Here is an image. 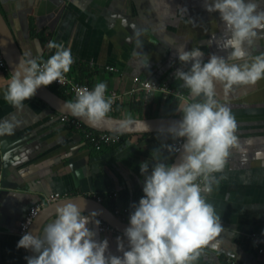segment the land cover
<instances>
[{"label":"crops","instance_id":"1","mask_svg":"<svg viewBox=\"0 0 264 264\" xmlns=\"http://www.w3.org/2000/svg\"><path fill=\"white\" fill-rule=\"evenodd\" d=\"M258 2L264 7V0ZM203 4L204 0H0L23 53L46 60L55 52L47 48L48 41L62 42L73 56L67 78L91 86L105 82L107 90L122 92L110 112L122 117L181 115L179 96L143 90L124 93L137 75L166 79L172 90L186 97L187 89L182 93V81L174 76L177 69L190 67L178 59L181 45L186 51L200 48L205 62L209 54L227 57L230 50L218 48L224 32L219 14L208 13ZM137 32L141 47L136 43ZM261 53L264 33L249 49L252 56ZM9 75L0 69V120L14 116L19 124L13 135L0 137V264H27L28 251L16 245L20 221L29 206L57 191L104 195L101 202L108 209L126 204L134 210L132 206L144 195L140 164L149 161L150 171L153 149L168 137L128 134L97 150L85 138L86 125L79 121L82 127L75 128L60 121L58 111L41 99L25 101L19 112L8 104L3 92ZM49 86L69 93L60 84ZM217 92L237 121L240 150L233 149L223 173L216 174L223 178L209 197L224 228L220 246L215 251L205 248L198 264H229L228 259L236 264H264V250L259 252L264 249V79L236 86L227 95L217 84ZM140 100L138 111L130 104ZM167 162L171 164L170 159ZM112 191L118 195L116 200L105 196ZM55 218L54 213L43 223L40 235ZM89 227L96 232L95 239L108 240L112 254H121L116 251V238L126 244L123 234Z\"/></svg>","mask_w":264,"mask_h":264},{"label":"clouds","instance_id":"2","mask_svg":"<svg viewBox=\"0 0 264 264\" xmlns=\"http://www.w3.org/2000/svg\"><path fill=\"white\" fill-rule=\"evenodd\" d=\"M203 7L219 14L224 32L218 48L230 51L226 58L209 54L205 62L200 48H177L179 61L190 65L187 71L174 73L187 96L180 94V119L158 133L179 143L165 142L153 149L150 171L149 161L140 164L144 195L132 206L129 226L123 232L126 244L116 238V251L121 254L111 253L106 238L95 239L96 232L89 225L99 226L97 212L83 215L85 206L67 201L56 209V218L45 225L43 235L26 232L19 239L17 248L34 253L25 257L27 264H198L205 248H219L224 228L209 197L223 178L216 174L223 173L232 150H240V145L237 121L230 107L218 99L217 84L227 95L236 86L255 85L264 79V53L249 54L264 33V7L258 0H204ZM135 35L141 47L140 33ZM47 48L55 52L46 60L24 53L6 79L3 99L18 112L41 86L66 82L73 64L71 49L52 40ZM106 92L105 82L91 90L79 88L75 99L63 108L73 117L99 124L112 110L113 100ZM133 123L148 130L142 120L130 117L121 126ZM18 124L14 116L0 120V137L13 135ZM175 154H179L178 162L168 163Z\"/></svg>","mask_w":264,"mask_h":264},{"label":"water","instance_id":"3","mask_svg":"<svg viewBox=\"0 0 264 264\" xmlns=\"http://www.w3.org/2000/svg\"><path fill=\"white\" fill-rule=\"evenodd\" d=\"M0 48L1 51L12 68L15 69L18 64L20 57L24 54L14 33L13 30L7 21L5 14L0 8ZM35 96L45 103H47L50 107H52L55 111L60 113H65L71 116L64 108L63 104L69 101L68 98H64L57 94L50 86H41L37 91ZM73 117V116H72ZM76 118V117H74ZM129 117H122L113 114H108V117L99 124L93 125L88 123L86 120L76 118L80 122H82L87 127L93 130H102V131H110L115 133H126V134H151L158 133V129L167 128L173 121H177L180 119V116H165V117H130L133 121H143L147 126L148 130L144 131L143 129L137 127L135 123L127 125L126 127L121 126V121ZM178 155L176 154L171 162V164L178 162ZM72 201L80 206H85L84 211L86 213L97 212L98 217L103 219V221L107 222L110 226H112L116 231L123 234L124 229L128 227V224H124L118 220H116L110 210L106 205H104L101 201L96 200L93 196L75 194V195H66L61 198L55 199L50 203L43 206L34 217L28 232H31L33 235L36 234V231H40L43 223L56 212V209L62 206L65 202ZM29 256H33L34 253L31 250H27Z\"/></svg>","mask_w":264,"mask_h":264},{"label":"built area","instance_id":"4","mask_svg":"<svg viewBox=\"0 0 264 264\" xmlns=\"http://www.w3.org/2000/svg\"><path fill=\"white\" fill-rule=\"evenodd\" d=\"M108 69L113 70L114 67L107 66ZM0 69L4 70L7 73H10L13 71L8 62L6 61L1 48H0ZM132 85L131 87L126 90L124 93H134L139 92L141 90L146 92H160L161 94H168V95H175L181 97V95L178 92H175L172 90L169 86V83L166 79H159V78H141L137 75H134L131 77ZM52 84H58V82H53ZM152 84L153 86L150 88L149 85ZM64 87L65 91L71 93V95L75 98L77 94V89L87 87L89 90H91L94 86L85 84V83H77L66 79V82L63 84H60ZM106 96H109L113 100L112 106L120 100L122 96V92L116 91V90H107ZM37 98L35 95L32 97ZM59 120L62 122H68L75 128H81L82 124L79 122V120L75 119L74 117L65 114V113H57ZM85 128V126H84ZM85 130V138L90 143V145L95 149H101L103 146L108 145L110 143H115L120 141L121 136L120 133L110 132V131H102V130H88L87 128ZM172 143H179L178 141L172 142ZM176 155V154H175ZM63 196H66L65 193H59L57 191L49 193L45 195L40 201H37L36 203L32 204L28 207L26 212L24 213L19 229H18V235L19 238H21L26 232H28L29 227L34 219V217L37 215L38 211L45 206L46 204L50 203L51 201H54L55 199L61 198ZM104 197V195H102ZM100 195L94 196V198L98 201H101L103 197ZM106 197H111L113 200H116L118 195L116 191H112L110 193H107L105 195ZM110 210V209H109ZM132 209L126 205V204H115L112 206V209L110 210V213L112 216L124 223L128 224L129 222V216L132 213ZM96 219L100 221L99 226L97 227L99 232H116V230L110 226L107 222L103 221L100 217L96 216ZM129 225V224H128ZM255 236V235H254ZM263 248L259 249V252H263ZM205 254V249H204ZM229 264H236V262L232 259H228Z\"/></svg>","mask_w":264,"mask_h":264},{"label":"trees","instance_id":"5","mask_svg":"<svg viewBox=\"0 0 264 264\" xmlns=\"http://www.w3.org/2000/svg\"><path fill=\"white\" fill-rule=\"evenodd\" d=\"M64 88V87H63ZM53 90H54V88H52ZM183 91H184V89L181 91L182 93H183ZM56 93L57 94H59L60 96H62V97H65V98H69L70 100H71V95L69 94V93H64L63 91H58V90H56ZM141 104H143V101H137V102H135V101H132L131 102V106L132 107H134L135 109H137L138 111H140V107L139 106H141ZM116 108V107H115ZM113 109V112H114V114H117L118 113V109ZM86 127V126H85ZM87 129H90V130H93V129H91V128H89V127H86ZM126 135H128V134H126V133H120V136L121 137H123V136H126ZM167 143H169V144H171L172 142H175V141H172L170 138H167V141H166ZM174 156L175 155H172L171 156V158H170V162H172V160H173V158H174Z\"/></svg>","mask_w":264,"mask_h":264},{"label":"rangeland","instance_id":"6","mask_svg":"<svg viewBox=\"0 0 264 264\" xmlns=\"http://www.w3.org/2000/svg\"><path fill=\"white\" fill-rule=\"evenodd\" d=\"M71 99L74 100L73 96H71Z\"/></svg>","mask_w":264,"mask_h":264}]
</instances>
